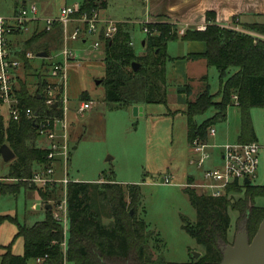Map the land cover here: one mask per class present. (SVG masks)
I'll use <instances>...</instances> for the list:
<instances>
[{"label": "trees", "instance_id": "16d2710c", "mask_svg": "<svg viewBox=\"0 0 264 264\" xmlns=\"http://www.w3.org/2000/svg\"><path fill=\"white\" fill-rule=\"evenodd\" d=\"M81 3L83 10L98 9L99 4L105 6L104 0H82ZM215 19V13L208 12L205 30L188 27L184 34H180L181 27L177 23L148 21L144 23L149 29L144 41L145 53L141 55L134 49L133 24L120 21L114 38L105 40L102 47L104 74L101 84L105 89V99L120 107L167 103V64L175 59L168 52L169 42L179 38L184 41H204L206 50L203 53H192L189 58H204L209 67L213 66L218 70L219 100L210 91L208 73L200 78L203 85L196 98H191V87H186L185 113L190 144L197 137L203 141L209 139L210 127L226 119L233 99L242 114L243 133L239 141L256 140L249 113L252 107L264 108V23L246 25L245 29L255 33L251 34L220 25ZM57 27H60L59 24L54 29ZM57 30L51 34V38L59 40L58 48L61 49L63 32L61 28ZM48 32V29L34 31L33 36L25 41V48L15 50L25 70L31 68L27 49ZM51 45V41L44 42L34 51L37 53L45 50L51 53ZM41 59L45 61L44 66L49 64L47 58ZM134 61L140 64L137 71L132 69ZM47 83L46 75L38 73L37 88L31 92L24 77L16 78V92L21 103L31 107L38 114L37 118L15 120L9 114L5 119L0 113V147L7 143L15 152L16 158L11 163L8 175L17 180L15 183H0V196L17 193L23 187L29 189L25 179L32 177L50 162L47 157L49 149L39 145L41 135L38 125L40 119L49 117L54 120L56 117H63V102L62 88L59 87L57 106L50 107L46 104ZM82 95L84 98L90 96L87 91ZM2 105L4 104L0 100V106ZM211 109L215 111L212 117L202 123L196 122V116ZM192 180L194 177L189 176L188 181ZM92 183L71 180L67 184L70 228L67 261L73 264H114L112 262L115 260L132 257L135 264H168L162 254L155 257L150 247V239L154 238V233L149 229L148 223L137 216L142 199L140 185H127L130 203L126 200L125 188L118 182L103 185L97 197L111 204L115 219L112 227H106L91 205ZM50 186L44 189L35 184L30 188L37 191L41 199L50 200L56 196L55 189ZM185 191L197 211L198 219L192 223L182 217L183 227L204 246L205 252L198 260L184 264H221V247L227 242L231 226L230 209L241 214L242 224L246 225L251 239L264 218V205L255 203L257 197H264V184L234 183L229 186L228 193L221 197L205 195L191 187H186ZM235 193H239L240 197L236 198ZM130 206L135 209L133 215L128 211ZM44 212V219L33 224L21 223L16 216L0 214V225L6 220L15 223L18 226L17 236L24 239V252L21 255L13 252V243L0 245L5 250L0 264H28L45 255L48 257L43 264H64L62 243L65 236L62 224L54 217L52 209L45 207ZM155 240L159 242L156 238Z\"/></svg>", "mask_w": 264, "mask_h": 264}, {"label": "rangeland", "instance_id": "374dc122", "mask_svg": "<svg viewBox=\"0 0 264 264\" xmlns=\"http://www.w3.org/2000/svg\"><path fill=\"white\" fill-rule=\"evenodd\" d=\"M104 1L105 6L99 4L98 7L101 16L117 21H129L133 24L132 40L135 52L139 55L144 54V41L147 35L144 23L148 21L147 15L143 13L145 0ZM25 2L37 4L43 16H53L63 5L82 2V0H0V15H12ZM40 27L45 29L43 24ZM60 28L57 27V29ZM72 28L73 25L70 24V31ZM34 31L35 25L30 24L28 30L11 35V41L20 38L14 49H24L25 41L33 36ZM48 41L52 42V47L50 46L52 51L59 47V40L51 38V34L48 32L27 51L34 52L42 43ZM92 41L93 37H90L87 43L72 39L69 41L70 47L80 54L77 57L78 61L70 63L67 72V119L70 141L68 177L74 181L93 182L91 205L101 223L106 227H112L115 219L112 215L111 204L97 197L103 185L118 182L121 187L125 188L126 200L130 203L127 185L139 184L142 199L136 213L138 218L144 219L148 223L149 229L154 233V238L150 239V247L155 257L162 254L168 264H184L198 260L204 254L205 248L183 227L182 217H186L192 223L198 219L197 211L185 191L187 187L185 185L190 174H193L196 179H201L202 171L190 162L196 155L188 138V119L185 113L187 98L177 89L179 86L190 83L191 98H196L203 85L200 78L205 74V66L202 68L195 65L191 68L190 77L187 78V75L184 80L183 73H175L174 65L169 61L167 103H145L143 104V113L135 115L133 110L135 105L120 107L105 99V89L101 84L104 74V54L102 49H92ZM185 43L178 39L170 41L168 44L169 54L177 56L181 52L186 53ZM32 61L33 64L39 65L38 59ZM30 72L33 76L32 90H34L37 88V75L32 68H30ZM206 73L209 75L210 91L219 100V72L211 66L208 67ZM96 79L101 80V83L97 84ZM84 91L89 93L88 98L83 97ZM83 101H90L91 108L81 115L78 110ZM235 102L233 99L229 105L226 119L213 125L217 134L209 137L210 143L223 144L241 140L242 114ZM1 112L5 119L9 117L7 106L2 107ZM214 113V109H211L205 114L196 116L195 120L197 123H202L212 117ZM249 114L255 139L262 145L257 177L252 180V183L262 185L264 184V108L252 107ZM39 140L44 141L45 136L41 135ZM40 141L39 145L42 146ZM215 153L211 159L214 162L220 160ZM211 160H208L204 167L210 166ZM60 164L58 169L60 174L65 177L64 162L60 161ZM6 169L7 166L4 163L0 164V183H9ZM166 177L170 178L168 183L165 182ZM25 180L29 186L27 197L23 188L19 190L21 192L17 196L2 195L0 197V213L11 212L12 215H18L21 223L33 224L37 220L44 219L43 209L47 205H44L42 210L34 208L36 200L32 198V193H35L36 196L39 194L30 188L35 184L28 178ZM52 187L55 189L56 196L51 197L50 200L42 199V201L52 205L53 214L59 217L62 212L58 210L57 206L65 198L67 186L63 182H55L50 186V188ZM194 189L199 192L197 188ZM234 195L236 198L240 197L239 193ZM255 203L263 206L264 197H257ZM131 210L135 209L130 206L128 211ZM228 212L231 217V226L225 245L234 243L242 224V216L238 211L230 209ZM61 224L64 236L68 240L69 221L67 225L65 222ZM17 232L18 226L15 223L5 222L0 228V244L13 243V252L23 254L24 241L22 237L17 236ZM4 251L0 247V261ZM194 252L200 253L198 258L194 257ZM134 261L131 257L125 260H115L112 263L135 264ZM33 263L34 261L28 262V264ZM67 264L73 263L67 262Z\"/></svg>", "mask_w": 264, "mask_h": 264}, {"label": "built area", "instance_id": "2783aa9c", "mask_svg": "<svg viewBox=\"0 0 264 264\" xmlns=\"http://www.w3.org/2000/svg\"><path fill=\"white\" fill-rule=\"evenodd\" d=\"M149 21V20H148ZM146 21V22H148ZM119 22L112 18H104L101 16L99 9L83 10L82 3L63 5L58 13L53 16H43L39 7L35 3L27 4L25 2L20 8L10 16L0 15V100L7 106L8 112L15 120L24 117L37 118L38 114L31 107L21 103L16 92V78L18 70L22 67V60L16 54L10 39L11 35L28 30L30 24L35 25V31H41V25L45 29L54 28L56 24L62 28L63 45L60 51V58H50L49 64L44 66L42 73L46 75L48 83L45 87L46 104L52 107L56 101L57 90L62 88L63 117H49L40 119L39 132L48 140L49 149L48 160L51 163L45 168L36 171L32 177L28 178L31 182L39 187H47L58 181L55 177V162L58 157L64 162L65 177L62 182L65 186L71 180L68 177L67 166L70 156L69 141V122L67 119L68 112V96H67V72L72 61H78L77 57L80 53L76 52L69 45V41L78 40L87 43L90 37H93L91 43L93 50H101L103 43L107 39H113L118 32ZM145 22V23H146ZM70 24L73 25L70 31ZM232 29L255 34L243 27L228 25ZM199 30H205V25L197 26ZM144 30L149 31L145 24ZM186 28L181 27L179 32L184 34ZM28 58H35L36 53L27 52ZM79 64V63H78ZM91 108L90 101H83L78 113L81 115L87 109ZM217 134L214 126L209 129V137ZM192 148L196 156L190 162L202 171L201 179L187 181V187L197 188L200 193L213 197H221L228 193V188L234 183H249L257 177V171L260 165V152L262 145L257 141H235L223 144L210 143L209 140L203 141L197 137L192 142ZM215 149V150H214ZM216 152V153H215ZM214 153L217 154L219 161H212ZM211 160V165L204 167L205 163ZM165 182H169L170 178L166 177ZM44 207V205H43ZM58 210L62 212L61 216L54 215L60 222L68 224L69 221V205L67 194L65 198L58 204ZM64 254V264H67L68 240L64 239L62 243ZM48 255L37 257L34 260L36 264H43Z\"/></svg>", "mask_w": 264, "mask_h": 264}, {"label": "crops", "instance_id": "0c3cea01", "mask_svg": "<svg viewBox=\"0 0 264 264\" xmlns=\"http://www.w3.org/2000/svg\"><path fill=\"white\" fill-rule=\"evenodd\" d=\"M208 12L215 13L216 16L215 20L220 25L223 26L233 25V26H239L245 28L246 25H250L253 23H264V0H145V8L143 9V13L147 15L146 19L149 21L163 20V21L174 22L177 23L180 27H185L186 29L188 27H197L199 25L206 26L208 23L207 22ZM56 30L57 28L55 29L51 28L49 29V32L50 34H52L55 33ZM19 40L20 38L17 39L15 38V40L12 41V46L15 47V45L18 44L17 42H19ZM178 40L186 42L185 47L187 49L186 50L187 52L186 53L181 52V54L177 56L172 55V57L175 59L171 60L170 62L173 63L174 65V72L178 74L182 72L185 80L187 75H188L187 78L190 77L189 74L191 68L197 65V66H201L202 68L205 66V74H206V71L209 66L207 65L206 60L204 58H199V59L189 58L192 53H203L207 47L206 43L204 41H194V40L184 41L180 38ZM60 51L61 49L59 48H56L54 51H51V53H49L51 56L50 58L51 59L60 58L61 57ZM36 57L31 59V68L36 71V75H37L38 73H40V71L44 70L45 61L44 59H41V57H37V58ZM33 59H38L39 65L33 64L32 61ZM46 60L48 61L49 59L47 58ZM167 68H168V64H167ZM17 74L21 77H24L27 80L31 92H33L36 89L35 88L34 90H32L33 76L30 72V69L23 70V68L22 69L20 68ZM189 84L190 83H187L183 86H179L177 89L180 93H184L186 95V98H187L186 87L189 86ZM36 87H37V82H36ZM4 106L5 105L0 106V113L3 116L4 114L1 112V108ZM7 113L9 115V112ZM40 143L42 144L43 147H47L49 140L45 137V140L40 141ZM15 158L12 159L11 161L6 162L4 161L2 156H0V164L4 163L7 166L6 169L7 174H9L11 163L15 160ZM60 161L62 160L60 159V157H58V160L54 163L55 177L58 180L56 181V183H61L62 182L61 179L64 178L60 174V170L58 169L59 165H61ZM189 176L195 177L193 174H190ZM7 178L9 179V183L17 182L15 178H12L10 176H8ZM23 189L26 191V192L24 191L26 196L27 195L26 193L28 192L24 187ZM20 192L21 191H18L17 193L14 194L12 193H8V194L17 196ZM32 196H33L32 198L36 200V203H34L35 209L40 208L42 210L43 205H48L46 204L45 201H42V199L39 196H36L35 193H32ZM44 210L45 209H43V211ZM0 214L10 215L12 217L15 216L18 217V215H12L11 212H7L5 214L0 213ZM7 221L8 220L4 221L0 225V228Z\"/></svg>", "mask_w": 264, "mask_h": 264}, {"label": "water", "instance_id": "95a60500", "mask_svg": "<svg viewBox=\"0 0 264 264\" xmlns=\"http://www.w3.org/2000/svg\"><path fill=\"white\" fill-rule=\"evenodd\" d=\"M37 57L48 58L50 56L49 52L42 50L36 53ZM140 64L137 61L132 63V69L137 71ZM96 83L100 84L101 80L96 79ZM57 103L53 105L56 107ZM134 114L139 115L143 113L142 105H135L133 107ZM0 154L4 161H11L16 157L15 152L11 147L4 143L0 147ZM249 183V179L245 180ZM52 205H47L46 208L51 209ZM134 211L131 210L133 215ZM223 252V259L221 264H264V218L261 221L259 228L253 238L249 236V232L245 224L240 225V230L236 234L235 241L233 244L225 245L221 247ZM199 252H194V257L198 258Z\"/></svg>", "mask_w": 264, "mask_h": 264}, {"label": "flooded vegetation", "instance_id": "af4514ba", "mask_svg": "<svg viewBox=\"0 0 264 264\" xmlns=\"http://www.w3.org/2000/svg\"><path fill=\"white\" fill-rule=\"evenodd\" d=\"M223 246H225V244Z\"/></svg>", "mask_w": 264, "mask_h": 264}]
</instances>
